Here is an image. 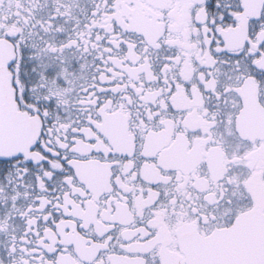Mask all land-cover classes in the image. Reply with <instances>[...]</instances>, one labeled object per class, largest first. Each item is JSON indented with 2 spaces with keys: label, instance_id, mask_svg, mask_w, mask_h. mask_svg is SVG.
Returning <instances> with one entry per match:
<instances>
[{
  "label": "snow or ice",
  "instance_id": "1",
  "mask_svg": "<svg viewBox=\"0 0 264 264\" xmlns=\"http://www.w3.org/2000/svg\"><path fill=\"white\" fill-rule=\"evenodd\" d=\"M0 264H264V0H0Z\"/></svg>",
  "mask_w": 264,
  "mask_h": 264
}]
</instances>
